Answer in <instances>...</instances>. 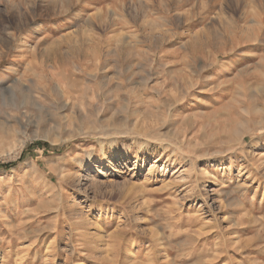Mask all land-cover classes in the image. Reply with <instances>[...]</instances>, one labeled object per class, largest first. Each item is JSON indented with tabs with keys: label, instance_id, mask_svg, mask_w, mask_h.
<instances>
[{
	"label": "rangeland",
	"instance_id": "obj_1",
	"mask_svg": "<svg viewBox=\"0 0 264 264\" xmlns=\"http://www.w3.org/2000/svg\"><path fill=\"white\" fill-rule=\"evenodd\" d=\"M8 162L0 264H264V0H0Z\"/></svg>",
	"mask_w": 264,
	"mask_h": 264
},
{
	"label": "trees",
	"instance_id": "obj_2",
	"mask_svg": "<svg viewBox=\"0 0 264 264\" xmlns=\"http://www.w3.org/2000/svg\"><path fill=\"white\" fill-rule=\"evenodd\" d=\"M41 147H49L46 143H42ZM16 162L0 163V169H8L13 166Z\"/></svg>",
	"mask_w": 264,
	"mask_h": 264
}]
</instances>
